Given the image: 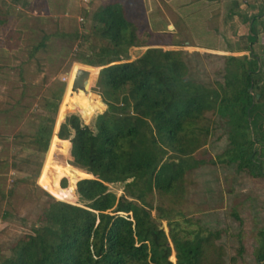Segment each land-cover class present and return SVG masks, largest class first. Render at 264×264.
Returning <instances> with one entry per match:
<instances>
[{"label": "trees", "instance_id": "16d2710c", "mask_svg": "<svg viewBox=\"0 0 264 264\" xmlns=\"http://www.w3.org/2000/svg\"><path fill=\"white\" fill-rule=\"evenodd\" d=\"M90 19L100 46L89 45L74 62L98 69L90 90L104 109L85 124L77 99H61L57 123L67 112L80 116L66 115L52 136L62 87L44 101L48 114L29 144L45 153L34 172L41 167L48 190H40L35 224L9 241L0 264H223L221 232L182 227L179 219L192 222L177 208L185 202L188 176L205 165L264 177L262 56L242 36L239 49L246 53L221 57V81L195 80L183 51L150 47L153 35L142 14L107 1ZM141 48L129 60L128 50ZM217 129L225 135L221 150L198 158ZM56 144L67 165L51 162ZM116 185L118 195L109 190ZM66 193L78 205L64 202ZM257 240L254 259L262 264L264 224Z\"/></svg>", "mask_w": 264, "mask_h": 264}, {"label": "rangeland", "instance_id": "374dc122", "mask_svg": "<svg viewBox=\"0 0 264 264\" xmlns=\"http://www.w3.org/2000/svg\"><path fill=\"white\" fill-rule=\"evenodd\" d=\"M107 1H119L128 12L143 15L153 35L154 45L150 47L183 51L192 68V79L221 81L223 59L216 50L229 44L216 35L223 29L220 23L224 9L231 7L229 0L205 7H201L202 0H0L3 21L0 25V258L7 255L9 241L29 233L28 227L35 224L36 207L42 199L40 190L46 193L48 190L39 173L45 153L40 154L29 144L39 118L48 114L43 109L44 101L62 87L52 136L62 122L57 123L61 99L71 98L70 102L77 99L80 108L87 112V119L77 111L65 113L64 118L76 113L85 124L104 109L99 97L90 90L98 69L75 63L74 59L86 52L89 45L100 46L90 32V18ZM189 4L195 5L183 9ZM236 4L240 14L254 17L245 18L253 26L252 31L258 17L264 23V0H236ZM261 31L264 34V25ZM250 39L255 41L254 37ZM236 44L239 48L240 42ZM143 50L129 49V60ZM76 69L90 74L88 95L71 92ZM224 143L225 135L217 129L198 158L214 157ZM58 145L61 163L67 165L65 153L60 152ZM39 161L41 167L35 174ZM262 167L264 170V163ZM188 180L185 202L177 210L192 223L187 225L179 219L182 227L194 229L199 225L220 231L217 243L225 250L223 264H257L254 259L257 231L264 224V177L253 179L216 163L193 171ZM109 190L118 195L120 186H110ZM66 195L64 202L78 205L75 197ZM3 213H6L4 217ZM162 226L166 232L164 223ZM31 249L37 257L36 242L31 244Z\"/></svg>", "mask_w": 264, "mask_h": 264}, {"label": "crops", "instance_id": "0c3cea01", "mask_svg": "<svg viewBox=\"0 0 264 264\" xmlns=\"http://www.w3.org/2000/svg\"><path fill=\"white\" fill-rule=\"evenodd\" d=\"M201 1V0H200ZM204 4H201V7L209 6L213 3L214 5H218L217 3L221 0H202ZM231 7L228 9H224L225 13L222 16L221 20V26L223 29H220L218 34L216 35L217 38H219L223 42H227L229 45L224 46V48H218L216 52H220V56H240L245 54L246 52H242L238 47H237V42L243 41L241 38L244 36L246 39H244L246 42L247 40L249 41H254L253 39L251 40L249 36H252L255 38V41L252 42L250 48L252 49V52L254 55H257L259 57L262 56V65H263V72H264V45H263V39H264V34L261 31V26L264 25L263 23V18H257V22L255 24V31H252L253 26H250V22L246 21L245 18L246 16L250 17V15H242L239 13L237 10L238 4H236V0H229ZM168 2V1H167ZM195 5V4H192ZM191 5V6H192ZM190 4L186 7H183V9H190ZM235 7V9H234ZM240 9V7H238ZM257 17V16H255ZM254 18V17H252ZM251 18V19H252ZM245 27V28H244ZM241 37V38H240ZM240 47V46H239ZM264 127V125H263Z\"/></svg>", "mask_w": 264, "mask_h": 264}, {"label": "water", "instance_id": "95a60500", "mask_svg": "<svg viewBox=\"0 0 264 264\" xmlns=\"http://www.w3.org/2000/svg\"><path fill=\"white\" fill-rule=\"evenodd\" d=\"M90 84H91V77L89 72L84 69H76L71 83V92L76 95L78 94V92H82L84 95H88ZM63 120L64 117L62 121ZM58 146L59 145L56 144L55 148L51 152L50 155L51 162H53L55 165L64 166L59 158V153H58L59 150L57 148Z\"/></svg>", "mask_w": 264, "mask_h": 264}]
</instances>
